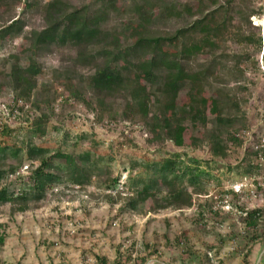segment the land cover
I'll use <instances>...</instances> for the list:
<instances>
[{
	"label": "rangeland",
	"instance_id": "1",
	"mask_svg": "<svg viewBox=\"0 0 264 264\" xmlns=\"http://www.w3.org/2000/svg\"><path fill=\"white\" fill-rule=\"evenodd\" d=\"M48 1L30 0L29 6L23 1L17 6L1 8L0 29L10 23L11 17L24 23V35L42 28L43 9ZM88 1L68 0L76 7ZM235 2L264 11V0ZM251 20L254 25H264V15H255ZM115 21L121 23L122 17L116 16L107 26L112 28ZM24 38L0 36V101L5 103L13 95L5 82V73L10 71L16 58L26 64L27 55L32 54ZM235 40L233 33L219 40L217 55L222 52L226 56L215 62L223 78V84L218 87H223L235 103L229 113L234 118L228 129L261 131L264 130V42L262 39L258 51L253 47L244 50L245 47ZM72 56L73 52L67 48H57L38 59L40 73L33 83L34 94L22 107L33 109L32 105L36 104L35 112L48 116L45 131L41 135L34 131V115L27 121L24 111H14L17 116L10 121L13 131L0 140V145L18 150L19 156H7L0 161V167L7 169L28 163L27 150L35 146L48 149L52 154L64 152L78 164L85 163L78 160L79 155L88 153L90 161L98 160V168L94 172L86 170L90 179L76 184L70 180V165L55 158L52 171L61 181L47 190L41 200H30L28 209L23 212L16 211L11 204L0 205V264H96L98 257L112 262L122 249H129L133 256H146L145 264H242V256L251 245L247 240L253 230L245 231L244 224L236 223L238 219L223 208L230 204L223 196L230 198V186L245 174L248 155L245 147L227 142V153L215 157L209 149L212 139L191 146L192 137L202 138L215 129L208 110L206 128L201 126L196 115L184 124L183 146H176L169 140L152 141L139 120L125 117L121 103L106 98L109 106L100 108L96 94L83 88L84 100L71 97L73 82L66 81L59 71L69 69ZM206 60L205 55L199 58L201 63ZM77 71L82 77L90 73L83 68ZM205 96L210 106V93ZM177 101L185 104L187 98L181 93ZM220 135L225 139V134ZM175 154L186 165L198 164L206 172L196 186H191L185 178L184 188L192 197L190 207L153 209L154 200L160 202L166 195L165 189L133 211H121L122 202L113 203L107 197L105 184L111 178L120 177L121 184L126 181L132 187L138 176L144 175L140 163L174 158ZM20 159L21 164H18ZM9 180H13L11 175L3 179L0 187ZM220 196L222 200L218 202ZM258 224L259 230L264 229V220H259ZM258 243L261 245L257 247V257L252 264L256 263L260 252L259 264L264 263V238ZM183 251L193 256L188 257Z\"/></svg>",
	"mask_w": 264,
	"mask_h": 264
},
{
	"label": "trees",
	"instance_id": "2",
	"mask_svg": "<svg viewBox=\"0 0 264 264\" xmlns=\"http://www.w3.org/2000/svg\"><path fill=\"white\" fill-rule=\"evenodd\" d=\"M23 1L24 5H30V0H0V9L20 5ZM43 10V27L30 30L27 35L23 34L24 23L16 17H11L10 23L0 29L1 37H25L27 48L32 52L27 55L26 64L16 58L4 75L13 95L6 103L0 101L7 108L5 114L0 111L3 118L0 140L13 131L10 121L17 116L14 113L17 110L25 112L27 121L34 115V131L40 135L44 133L48 116L36 113V104L32 105L33 109L22 106L33 97V83L40 73L38 59L57 48H67L73 52L69 58L70 70L59 71V74L73 82L70 95L74 99L84 100L83 88L96 94L100 108L109 106L106 98L121 103L125 117L139 120L152 141L169 140L179 147L183 146L184 124L196 115L201 126L206 128L208 110L215 129L202 138L192 137L190 145L194 147L199 141L212 139L209 149L215 157L224 156L228 145L244 146L248 154L246 171L233 183L264 174V161L261 160L264 130L228 129L234 118L229 113L235 103L223 87H218L223 84V78L220 68L215 66L218 58L226 56L222 52L217 55L219 40L226 34H235L236 43L244 46V50L250 47L261 50L264 25H254L251 17L264 15V11L259 12L252 5L245 6L235 0H89L80 7L68 0H49ZM116 16L122 17L121 23L115 21L109 28L107 25ZM201 55L207 57L205 63L199 61ZM78 68L89 69L90 73L82 77ZM181 93L187 98L185 104L177 101ZM206 93H210V106ZM20 103L23 104L18 105ZM220 133L225 134V139ZM2 146L0 161L7 156H19L18 150ZM89 156L88 153L79 155L78 160L85 163L78 164L64 152L52 154L45 148H28V163L21 164L20 159V167H0V183L7 176L13 178L0 187V205L11 204L16 211L23 212L28 209L30 200H41L47 190L61 181L52 171L55 158L70 165L71 181L83 184L90 179L86 170L94 172L98 168V160L90 161ZM140 164L144 175L138 176L132 187L126 181L121 184L120 177H113L105 184L109 200L122 202L121 211L136 210L139 204L164 189L166 195L160 202L154 200L153 209L190 207L192 197L184 188L185 178L191 186H196L206 174L198 164L186 165L177 154L174 158ZM24 166L27 168L21 171ZM256 192L258 196L253 197L249 190L238 194L229 188L231 197L223 196L227 204L230 200L227 212L238 219L236 223L244 224L245 231L253 230L247 240L251 245L242 256V264H252V255L261 245L257 242L264 238V229H258V221L264 220V188L257 185ZM218 198V202L222 200L221 196ZM183 252L188 257L193 256L189 251ZM146 261V256H133L129 249H122L112 262L98 257L96 264H145Z\"/></svg>",
	"mask_w": 264,
	"mask_h": 264
},
{
	"label": "built area",
	"instance_id": "3",
	"mask_svg": "<svg viewBox=\"0 0 264 264\" xmlns=\"http://www.w3.org/2000/svg\"><path fill=\"white\" fill-rule=\"evenodd\" d=\"M0 111H2L4 114L7 113V108L6 105L0 102ZM3 120L2 117H0V122ZM261 160L264 161V156H261ZM24 170L27 168V166L23 167ZM23 171V169L21 170ZM257 185L261 186L264 188V174L257 176V177H250V178H245L240 182L233 183L230 188L235 192V193H242L245 190H249L250 194L253 197H257L258 193L256 192V187ZM223 208L225 210H229V205H225Z\"/></svg>",
	"mask_w": 264,
	"mask_h": 264
},
{
	"label": "crops",
	"instance_id": "4",
	"mask_svg": "<svg viewBox=\"0 0 264 264\" xmlns=\"http://www.w3.org/2000/svg\"><path fill=\"white\" fill-rule=\"evenodd\" d=\"M258 247H259V246H258ZM257 251H258V250H257V248H256L255 252H254L253 255H252V258H253V259L257 257V254H256ZM260 255H262V252H260ZM260 255H259V256H260ZM259 256H258V258H259ZM258 258H257V260H258ZM257 260H256V262H257ZM255 264H256V263H255Z\"/></svg>",
	"mask_w": 264,
	"mask_h": 264
},
{
	"label": "water",
	"instance_id": "5",
	"mask_svg": "<svg viewBox=\"0 0 264 264\" xmlns=\"http://www.w3.org/2000/svg\"><path fill=\"white\" fill-rule=\"evenodd\" d=\"M261 256H262V255L259 256V258H258L256 264H259V262H260V260H261Z\"/></svg>",
	"mask_w": 264,
	"mask_h": 264
}]
</instances>
